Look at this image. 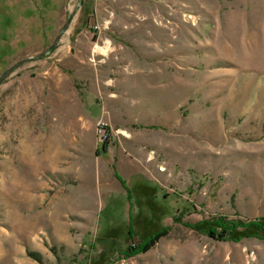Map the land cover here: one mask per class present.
I'll list each match as a JSON object with an SVG mask.
<instances>
[{"label":"rangeland","instance_id":"1","mask_svg":"<svg viewBox=\"0 0 264 264\" xmlns=\"http://www.w3.org/2000/svg\"><path fill=\"white\" fill-rule=\"evenodd\" d=\"M80 2L0 0V78L72 19L0 82V264H264L210 231L264 218V0Z\"/></svg>","mask_w":264,"mask_h":264},{"label":"trees","instance_id":"2","mask_svg":"<svg viewBox=\"0 0 264 264\" xmlns=\"http://www.w3.org/2000/svg\"><path fill=\"white\" fill-rule=\"evenodd\" d=\"M108 129V128H106ZM106 150L105 148H103ZM213 224V228L210 229L214 235H218L222 239H229V240H240L244 236H257L264 238V218L256 220V221H250L246 223H238L235 221H229L224 219H215ZM242 227V231L238 230V227ZM218 228L222 230L224 233L218 232ZM168 234V228H161L154 234H152L150 237H148L146 240L141 242L140 244H134L130 248H128L125 253L128 256H133L136 253L139 252H147L150 250L161 237H164Z\"/></svg>","mask_w":264,"mask_h":264},{"label":"water","instance_id":"3","mask_svg":"<svg viewBox=\"0 0 264 264\" xmlns=\"http://www.w3.org/2000/svg\"><path fill=\"white\" fill-rule=\"evenodd\" d=\"M83 1H84V0H81L80 5L83 4ZM71 21H72L71 18H69V19L67 20V22H66L65 25L63 26L61 32L56 36V38L54 39L53 43L50 45V47H49L46 51L37 54V56H33V57H30V58H27V59L21 60V61L17 62L16 64H14L12 67H10V68H9V69L3 74V76L0 78V82L3 81V79H4L5 77H7L8 75H10V74H11V73H12V72H13V71H14L19 65H21V64H23V63H25V62H27V61H29V60H31V59H34V58H36V57H37V58H40V57H42L44 54L48 53L49 51H52V50L56 47V45H57V43L59 42V40L61 39L62 34H63L64 32H66V30H67V28L69 27Z\"/></svg>","mask_w":264,"mask_h":264},{"label":"built area","instance_id":"4","mask_svg":"<svg viewBox=\"0 0 264 264\" xmlns=\"http://www.w3.org/2000/svg\"><path fill=\"white\" fill-rule=\"evenodd\" d=\"M107 137H108V134L106 133L105 138H107Z\"/></svg>","mask_w":264,"mask_h":264},{"label":"bare ground","instance_id":"5","mask_svg":"<svg viewBox=\"0 0 264 264\" xmlns=\"http://www.w3.org/2000/svg\"><path fill=\"white\" fill-rule=\"evenodd\" d=\"M102 51H103V52H105V50H104V49H102Z\"/></svg>","mask_w":264,"mask_h":264}]
</instances>
